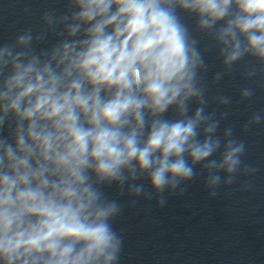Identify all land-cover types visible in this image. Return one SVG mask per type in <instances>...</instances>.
Masks as SVG:
<instances>
[{
  "label": "clouds",
  "instance_id": "9594fccd",
  "mask_svg": "<svg viewBox=\"0 0 264 264\" xmlns=\"http://www.w3.org/2000/svg\"><path fill=\"white\" fill-rule=\"evenodd\" d=\"M237 74L234 98L224 82ZM262 89L264 0L44 10L0 43V264H119L125 208H164L201 175L210 200L253 177L241 137L264 126ZM234 105L247 119L225 124Z\"/></svg>",
  "mask_w": 264,
  "mask_h": 264
},
{
  "label": "water",
  "instance_id": "95a60500",
  "mask_svg": "<svg viewBox=\"0 0 264 264\" xmlns=\"http://www.w3.org/2000/svg\"><path fill=\"white\" fill-rule=\"evenodd\" d=\"M49 8L62 11L64 0H0V43L11 42L23 28H37L40 15ZM186 22L191 24L192 19L186 18ZM208 61H216L214 55Z\"/></svg>",
  "mask_w": 264,
  "mask_h": 264
}]
</instances>
